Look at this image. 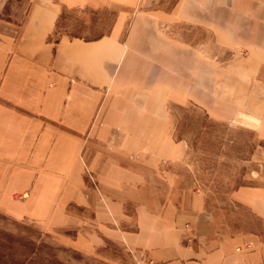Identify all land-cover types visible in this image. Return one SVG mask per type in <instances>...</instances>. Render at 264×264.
Instances as JSON below:
<instances>
[{
    "label": "crops",
    "instance_id": "crops-1",
    "mask_svg": "<svg viewBox=\"0 0 264 264\" xmlns=\"http://www.w3.org/2000/svg\"><path fill=\"white\" fill-rule=\"evenodd\" d=\"M3 4L0 215L115 264H264L261 233L222 235L199 205L152 206L150 184L129 166L152 159L117 152L131 142L115 140L111 119L119 131L144 118L138 143L151 148L147 126L168 105L191 103L217 120L239 117L264 139V0H30L21 24L1 16ZM111 9L91 39L57 30L64 11ZM93 139L111 160L96 154L91 173ZM231 196L264 221L263 185ZM109 246L123 254L109 258Z\"/></svg>",
    "mask_w": 264,
    "mask_h": 264
},
{
    "label": "rangeland",
    "instance_id": "rangeland-1",
    "mask_svg": "<svg viewBox=\"0 0 264 264\" xmlns=\"http://www.w3.org/2000/svg\"><path fill=\"white\" fill-rule=\"evenodd\" d=\"M29 4L30 0H4L1 16L21 24ZM113 13L112 9L99 14L64 11L57 30L91 39L105 29ZM83 15L85 21L81 19ZM216 55L221 60L227 56L225 53ZM167 112V118H152L157 122L147 126L157 131L146 133V136L152 135L151 148L141 147L138 143L143 135L139 132L138 122L146 123L144 118L128 117L119 131L120 118H111L118 124L115 140L131 142L123 143L125 146L116 151L123 156L152 159L151 166L129 165L150 184L151 191L146 194L150 204L160 207L171 202L187 208L199 205L213 216L218 233L222 235L244 231L259 232L264 237V221L257 219L251 210L236 203L231 196L233 190L240 186H264V139L261 135L254 127L246 126L239 117L231 121L217 120L202 107L191 103L168 105ZM133 121L137 122L136 125ZM92 142L96 148L93 145L94 148L88 150L85 166L87 169L88 165L91 167V173L98 167L96 163L90 166L96 154L103 156L104 161L111 160L110 150L101 143H95L94 139ZM180 145L181 148L175 147ZM120 165L127 166L122 162ZM98 169L104 171L106 166ZM88 180L93 187L96 181L90 177ZM124 224L133 228V222ZM104 253L109 258L123 254L116 246L107 247ZM0 264L115 263L100 255L82 256L59 245L34 224L15 222L0 215Z\"/></svg>",
    "mask_w": 264,
    "mask_h": 264
}]
</instances>
